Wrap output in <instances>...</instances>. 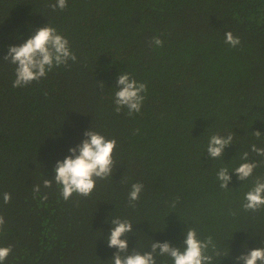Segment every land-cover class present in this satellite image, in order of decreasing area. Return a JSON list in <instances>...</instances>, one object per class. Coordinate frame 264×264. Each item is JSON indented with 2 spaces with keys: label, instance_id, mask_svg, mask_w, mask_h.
<instances>
[{
  "label": "trees",
  "instance_id": "16d2710c",
  "mask_svg": "<svg viewBox=\"0 0 264 264\" xmlns=\"http://www.w3.org/2000/svg\"><path fill=\"white\" fill-rule=\"evenodd\" d=\"M54 3L0 0V247L12 248L4 264H112L117 250L106 237L114 218L133 225L128 252H149L151 242L182 248L189 227L223 253L213 264H235L264 245V208L242 209L264 177V157L250 151L264 148V0H67L63 10ZM46 24L76 61L14 88L8 47ZM227 31L240 38L237 47L224 42ZM154 36L162 47L151 44ZM122 72L147 86L131 116L114 111ZM89 128L115 139L113 173L89 196L65 201L54 168ZM229 132L232 145L212 160L210 137ZM245 152L258 167L243 182L230 173L221 189L217 172H231ZM135 183L143 189L130 206Z\"/></svg>",
  "mask_w": 264,
  "mask_h": 264
},
{
  "label": "clouds",
  "instance_id": "9594fccd",
  "mask_svg": "<svg viewBox=\"0 0 264 264\" xmlns=\"http://www.w3.org/2000/svg\"><path fill=\"white\" fill-rule=\"evenodd\" d=\"M67 6V0H55L50 7L63 10ZM224 42L230 47H237L240 38L234 37L230 31L225 32ZM151 44L155 47H162L163 42L158 37H153ZM76 61V56L69 48V42L57 30L46 24L36 29L33 34L18 46H9L4 61L15 66L12 86L25 87L34 81L44 78L54 67L67 65L68 61ZM114 111L120 113L126 108L128 115L139 113L145 96L143 95L147 86L136 81L127 72L118 74L115 81ZM259 138V132L252 133ZM84 139L75 147L69 148V155L63 161H57L54 168V182L58 185L60 195L67 201L73 194L87 197L94 190L97 179H106L113 173L114 161L112 153L116 146L115 139H106L103 135L93 131L91 128L83 133ZM233 133L226 136L212 135L208 141L206 152L212 159H221L225 148L232 145ZM250 151L257 156L264 157V148L251 145ZM248 152L241 156L244 161L231 172L227 167H222L217 172L216 178L221 189H227L230 183V173L235 174L239 181H245L252 176L258 167L256 162L248 161ZM53 181L44 180L43 187L51 188ZM143 185L135 183L131 185L128 194L130 206L139 199ZM40 185L33 186V192L39 194ZM11 197L9 193L3 194V202L7 204ZM42 199H47L43 196ZM174 206V205H173ZM264 208V177H257L254 186L245 193L242 209L244 211H259ZM5 220L0 216V230L3 229ZM111 229L106 237L107 247L116 249L112 256V264H156L155 257L166 256L172 264H213L217 257L223 253L213 242L211 236L201 240L198 238L194 228H187L184 232L182 248L171 247L168 242H151L150 251L140 253L134 249L128 252L127 237L132 232L133 225L128 220L114 218L111 221ZM123 237V239H122ZM11 246L0 247V264L11 253ZM235 264H264V245L242 254L235 259Z\"/></svg>",
  "mask_w": 264,
  "mask_h": 264
}]
</instances>
